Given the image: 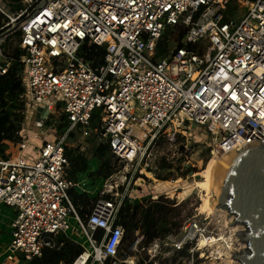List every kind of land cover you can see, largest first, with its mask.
I'll return each instance as SVG.
<instances>
[{
    "label": "built area",
    "instance_id": "1",
    "mask_svg": "<svg viewBox=\"0 0 264 264\" xmlns=\"http://www.w3.org/2000/svg\"><path fill=\"white\" fill-rule=\"evenodd\" d=\"M228 1L0 0V74L19 61L24 103L22 138L0 154V214L3 207L13 211L2 226L9 240L0 264H28L55 245L58 232L66 234L69 217L88 243L71 264H233L228 242L219 248L214 220L201 210L125 257L118 254L124 228L116 221L124 203L152 197L131 192L145 183L140 164L160 137L176 144L182 135L185 147L187 127L196 123L211 136V156L264 143V0H239L246 9L239 20L225 15ZM176 27H185L181 43L155 58L163 31ZM84 41L103 47L101 61L80 55ZM94 109L126 171L119 180L107 182L114 173L104 179L84 218L69 193L77 183L67 177L65 144L76 128L88 133ZM62 113L68 124L58 133L52 128ZM28 116L41 139L36 155L26 151Z\"/></svg>",
    "mask_w": 264,
    "mask_h": 264
},
{
    "label": "trees",
    "instance_id": "2",
    "mask_svg": "<svg viewBox=\"0 0 264 264\" xmlns=\"http://www.w3.org/2000/svg\"><path fill=\"white\" fill-rule=\"evenodd\" d=\"M3 19V15L0 13V25ZM184 28H166L163 31L156 44L155 58L165 57L172 41L176 45L181 43ZM170 33L172 34L171 36L169 35ZM17 34V31H14L13 37ZM10 36L12 35L7 36L5 43L11 46L14 38L9 40ZM13 52L16 53L17 50L14 49ZM80 55L84 59L90 60L94 65L103 59V47H97L84 41L80 47ZM22 89L21 64L15 60L5 73L0 74V154H5L9 142L21 140L19 130L24 120V103L20 99L19 94ZM99 120V112L97 109H94L90 117L89 131L87 133V139L91 142L90 154L84 151V147L81 148L79 144L72 145L69 143L68 139L70 137H76L79 134L80 130L78 128L71 131L67 137L65 155L68 163L65 169L67 177L73 181L76 180L78 172L85 171L88 168V159L91 156L98 159L97 167L88 172V175L93 178H106L113 174L118 167L116 165V162L118 164V157L111 151L108 141L101 137ZM48 123L51 124L52 121L50 120ZM67 124L68 121L65 114H60L56 122V132H63ZM178 139L181 142L182 135H178ZM210 150L211 145H208L201 153L203 156V168L211 156ZM180 166L179 162L174 164L165 157H161L159 171L155 174L158 178L164 180L170 179ZM196 170L198 169L195 166L189 165L180 174H176L185 175L188 171L194 172ZM69 193L81 216L86 218L90 213L94 201L97 199V195L90 196L86 191L79 192L73 187L69 189ZM186 203L187 200L176 203L174 199L162 194L140 202L124 203L120 207L116 220L124 228V235L118 248V254L121 257H125L128 254L135 253L138 243L147 242L153 237L162 235L173 228L177 229L190 214L188 211L184 212ZM140 233H143L144 237L141 242H137L136 239ZM55 240L54 246L44 247L41 255L33 257L28 264H71L73 259L83 250V246L79 242L73 240L63 232H58L55 235Z\"/></svg>",
    "mask_w": 264,
    "mask_h": 264
},
{
    "label": "rangeland",
    "instance_id": "3",
    "mask_svg": "<svg viewBox=\"0 0 264 264\" xmlns=\"http://www.w3.org/2000/svg\"><path fill=\"white\" fill-rule=\"evenodd\" d=\"M12 4V3H11ZM245 6L239 5V0H229L227 2V9H225V15L231 16L235 20H239L244 14H245ZM172 35L171 33L169 34ZM17 37H13L14 39ZM8 40V39H7ZM10 40V39H9ZM175 45V42L172 41L170 48ZM52 100V97H49L45 103H41L39 105V111L45 112L46 108V102H50ZM26 124H28L29 133L32 126V117L28 116L26 118ZM188 128V142L186 143V146L181 147L179 149V139L176 144H172L167 139L160 137L157 139V141L148 149L147 154L141 161L140 166L144 168L145 171L148 172V174L143 173L145 176L144 180L145 183L141 185V187L137 188L135 191L131 192V195H150L152 193V198L157 197L158 195L162 194L169 198L174 199L176 203L180 201L187 200V203L184 208V212L188 211L190 212L189 216L195 213L197 210H201L203 214H209V216L214 220V227L218 233H224L225 236H227L230 233V229L226 226V222L230 219V216L226 214L223 210L216 206V209L209 210L208 207H205L206 205V194L207 191L198 185L203 183L205 173L207 169L209 168V164L211 162V156L208 158V161L205 164V167H202V151L208 147V145H211V136L204 125H199L196 123H190ZM54 128H52L53 130ZM89 131V130H88ZM52 132V131H50ZM81 132V131H80ZM76 135V137H70L69 143L72 145L79 144L81 148L84 149V151H87L89 154L91 152V142L87 139V134L80 133ZM47 137H51V135L48 133ZM99 138V137H98ZM101 139V138H100ZM182 141V140H181ZM41 142V139L38 137L36 140H33L30 142V148L26 151L31 153V155H36V146ZM14 152H18V146L13 147ZM161 157H165L167 160L172 161L174 164L180 163V168L174 172V175L170 177V182L164 181V179L158 178L156 176V172L159 171V162L161 161ZM90 168H92V165L96 162L94 157H90ZM219 158V157H218ZM180 159V160H179ZM116 165L118 166L115 170L114 174L116 176L109 178L107 182H113L114 179L119 180L120 178H123V171H126L124 169V163L119 162L118 164L116 162ZM189 165L195 166L198 170L194 171L192 174H190L188 171L185 175H178L182 170L189 167ZM133 166L128 164L126 165V168L130 169ZM150 170H149V168ZM118 169H121L118 170ZM140 172L137 171V174ZM178 173V174H176ZM195 173H199L200 176L197 178L195 176ZM85 175V176H84ZM150 175V176H149ZM176 176V177H174ZM79 179H83L79 181L80 186L82 187L85 185V188L89 190L90 194H93L96 192V189L98 187H102L99 181H94L93 177L82 173ZM176 180V181H175ZM105 180L103 181V183ZM100 187V188H101ZM99 188V189H100ZM97 195V194H96ZM143 200L149 199V198H141ZM207 210V211H206ZM203 214H200V216H203ZM1 216V214H0ZM71 218V219H70ZM226 220V221H225ZM77 227V223L73 220L72 217H69V228L66 230V235L70 238L74 239L75 241L79 242L83 247L85 245L87 246V240L85 239L84 235L79 232V230H74V228ZM235 231V230H234ZM220 247L225 246V243L228 242L227 240H219ZM87 243V244H86ZM233 245L239 246L238 241L236 240V237L234 236L233 240L231 241ZM223 244V245H221ZM13 260H8L4 264H12ZM233 264H236L233 262Z\"/></svg>",
    "mask_w": 264,
    "mask_h": 264
},
{
    "label": "water",
    "instance_id": "4",
    "mask_svg": "<svg viewBox=\"0 0 264 264\" xmlns=\"http://www.w3.org/2000/svg\"><path fill=\"white\" fill-rule=\"evenodd\" d=\"M226 152L215 175L213 202L231 215L230 225L242 226L235 236L243 245L231 248L232 257L239 264H264V143L255 140Z\"/></svg>",
    "mask_w": 264,
    "mask_h": 264
},
{
    "label": "bare ground",
    "instance_id": "5",
    "mask_svg": "<svg viewBox=\"0 0 264 264\" xmlns=\"http://www.w3.org/2000/svg\"><path fill=\"white\" fill-rule=\"evenodd\" d=\"M224 153L225 152H223L222 154H219L217 156H211V159L212 160H211V162L209 164V168L207 169V171L205 173V177H204L203 183H201V184L198 183L199 186H201L202 188H204L207 191V194H206V205H205V207H208L207 208L208 210H209V208L211 210L216 209V205L213 202V194H214V191H215V175H216V172H217L218 167L220 166L221 162L228 155L227 152L225 154ZM220 209L223 210L227 214V211L225 209H222V208H220ZM228 216H230V219H231V215H228ZM230 219L226 222V224H227L226 226L228 227V229H230V233L227 236H225L224 233L221 232V233H219V236H217V237L215 236V238L213 239L216 243H218L219 239H221V240L222 239H226L228 241V243L226 244V248L227 247L228 248L235 247L233 245V243H231V241L234 238L233 232H234L235 229H237L238 227L241 226L239 224H232V225H230V223H229ZM238 244H240V242H238ZM236 247H238V246H236ZM129 259L130 260H134V257L133 256H130ZM231 261H233L236 264H238L237 261L234 258H231Z\"/></svg>",
    "mask_w": 264,
    "mask_h": 264
},
{
    "label": "crops",
    "instance_id": "6",
    "mask_svg": "<svg viewBox=\"0 0 264 264\" xmlns=\"http://www.w3.org/2000/svg\"><path fill=\"white\" fill-rule=\"evenodd\" d=\"M59 116H57L56 122L58 121ZM55 127H56V124H55V126L53 128H55ZM54 130L56 131V129H54ZM100 134H101V131H100ZM25 135H26V137L29 138L28 141H33V140H36L37 139V138L34 137V133H33L32 130H30V133L28 131L27 134H25ZM101 137H103L102 134H101ZM29 147H30V143H29ZM94 159L96 160V162L92 165V168H90V160H91V158H89L88 159V168L85 171H81V172H78L77 173V178L75 180L76 183H77V187L74 188L75 190H77L79 192L86 191L87 194H89L90 196L96 195L97 192H98V189L101 186L96 189V192L95 193L90 194L89 193V190L85 188V185H83L82 187L80 186L79 181H81L83 179H79V177L81 176L82 173L88 174L89 170H94L97 167V165H98V159L96 157H94ZM93 179H94V181H96V180L99 181L100 184L102 185L105 178L104 177H97V178H93ZM150 194H152V193H150ZM11 215H13V211L9 207H3V209H1V217H0L1 218V222H0V253L1 254L5 251V249H3V248L7 245V242L9 240V233L5 229H3L2 226L5 223V221H8L9 220V218L11 217ZM12 264H17V263L13 262Z\"/></svg>",
    "mask_w": 264,
    "mask_h": 264
}]
</instances>
